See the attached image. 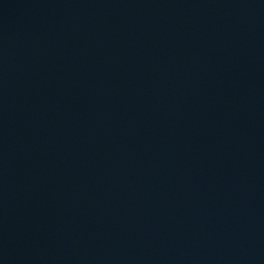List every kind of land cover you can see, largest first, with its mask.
<instances>
[{
	"label": "water",
	"instance_id": "water-1",
	"mask_svg": "<svg viewBox=\"0 0 264 264\" xmlns=\"http://www.w3.org/2000/svg\"><path fill=\"white\" fill-rule=\"evenodd\" d=\"M0 264H264V0H0Z\"/></svg>",
	"mask_w": 264,
	"mask_h": 264
}]
</instances>
